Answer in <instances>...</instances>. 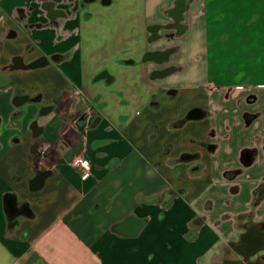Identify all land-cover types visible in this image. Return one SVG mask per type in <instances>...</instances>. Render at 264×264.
I'll list each match as a JSON object with an SVG mask.
<instances>
[{"label":"crops","instance_id":"crops-1","mask_svg":"<svg viewBox=\"0 0 264 264\" xmlns=\"http://www.w3.org/2000/svg\"><path fill=\"white\" fill-rule=\"evenodd\" d=\"M248 222L264 0H0V264H221Z\"/></svg>","mask_w":264,"mask_h":264},{"label":"water","instance_id":"water-1","mask_svg":"<svg viewBox=\"0 0 264 264\" xmlns=\"http://www.w3.org/2000/svg\"><path fill=\"white\" fill-rule=\"evenodd\" d=\"M261 228V225L254 222H248L245 225V231L241 233L238 241L234 243V249L238 255L250 257L264 249V230ZM221 264H241V261L240 259H229Z\"/></svg>","mask_w":264,"mask_h":264},{"label":"built area","instance_id":"built-area-1","mask_svg":"<svg viewBox=\"0 0 264 264\" xmlns=\"http://www.w3.org/2000/svg\"><path fill=\"white\" fill-rule=\"evenodd\" d=\"M78 105L86 107L89 105V103L83 92L78 88H74L72 91V101L70 103V109H76ZM73 163L75 166H78L82 169H86L88 166L87 161L80 157L75 158Z\"/></svg>","mask_w":264,"mask_h":264},{"label":"trees","instance_id":"trees-1","mask_svg":"<svg viewBox=\"0 0 264 264\" xmlns=\"http://www.w3.org/2000/svg\"><path fill=\"white\" fill-rule=\"evenodd\" d=\"M11 226H12V221L10 220L9 223H8V229L11 230ZM258 253V252H257ZM248 257H244V262L243 264H264V255H261L259 258H258V261H256L255 263H249L248 260H247Z\"/></svg>","mask_w":264,"mask_h":264},{"label":"rangeland","instance_id":"rangeland-1","mask_svg":"<svg viewBox=\"0 0 264 264\" xmlns=\"http://www.w3.org/2000/svg\"><path fill=\"white\" fill-rule=\"evenodd\" d=\"M260 253H264V249L259 251L255 255L248 257L247 258L248 262L249 263H255L256 261H258V258L261 256Z\"/></svg>","mask_w":264,"mask_h":264},{"label":"flooded vegetation","instance_id":"flooded-vegetation-1","mask_svg":"<svg viewBox=\"0 0 264 264\" xmlns=\"http://www.w3.org/2000/svg\"><path fill=\"white\" fill-rule=\"evenodd\" d=\"M159 58H160V57H159ZM240 257H241V256H240ZM240 261H241V264H243V262H244V257H241Z\"/></svg>","mask_w":264,"mask_h":264}]
</instances>
